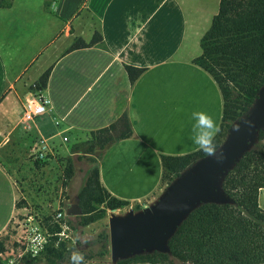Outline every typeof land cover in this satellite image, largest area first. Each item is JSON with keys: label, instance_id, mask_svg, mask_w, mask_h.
I'll return each instance as SVG.
<instances>
[{"label": "crops", "instance_id": "obj_1", "mask_svg": "<svg viewBox=\"0 0 264 264\" xmlns=\"http://www.w3.org/2000/svg\"><path fill=\"white\" fill-rule=\"evenodd\" d=\"M217 8L218 0H11L0 7V236L17 212L14 163L39 141L77 144L121 115L129 133L99 151V185L130 205L162 193L160 158L197 151L192 113L220 123L217 85L192 63ZM95 33L97 42L68 50ZM127 67L139 70L133 80ZM46 70L47 109L25 126L21 104ZM257 206L264 213V189Z\"/></svg>", "mask_w": 264, "mask_h": 264}, {"label": "trees", "instance_id": "obj_2", "mask_svg": "<svg viewBox=\"0 0 264 264\" xmlns=\"http://www.w3.org/2000/svg\"><path fill=\"white\" fill-rule=\"evenodd\" d=\"M10 1L6 0L5 4L0 0V7ZM98 40L96 33L88 44L75 39L68 50L86 47ZM199 48L200 53L192 63L211 77L221 96V131L215 140L219 146L229 125L248 110L264 83V0H218L217 12L200 37ZM126 72L133 80L139 70L127 67ZM47 75L48 70L28 90L40 92ZM128 133L126 118L121 115L109 126L90 132L87 152L101 151ZM256 139L258 144L245 151L221 179L220 188L230 199L229 203L196 206L167 240L168 253L153 252L134 260L147 264H264V213L257 206L258 191L264 189V128L257 131ZM204 156L201 151L177 157L162 156L163 181H170ZM45 163L46 158L33 161L36 168ZM70 175V160L66 159L63 186ZM76 197L81 215L71 219L77 228L101 219L105 210L127 205L126 201L110 197L103 190L96 167L90 170ZM58 230L57 225L48 228L51 233ZM91 243L97 246L95 256L106 254V234L100 233ZM45 249L52 250L48 245ZM3 251L0 239V254Z\"/></svg>", "mask_w": 264, "mask_h": 264}, {"label": "rangeland", "instance_id": "obj_3", "mask_svg": "<svg viewBox=\"0 0 264 264\" xmlns=\"http://www.w3.org/2000/svg\"><path fill=\"white\" fill-rule=\"evenodd\" d=\"M3 3L6 4V0H3ZM23 130L25 131L27 128H23ZM225 136L226 133L221 143ZM87 140L89 138L77 144L65 143L60 149L50 146V150L45 154L46 163L37 168L33 164L37 149L34 144L27 152L26 158L14 163L17 170V173H14L18 194L17 212L0 236L4 244V251L0 256L2 264H68L71 252L76 248L84 252L85 259L88 255L92 256L91 259H86L89 264H147L137 262L134 258L139 255L151 254L154 251H143L140 254L111 261L108 250L103 256H95L97 246L91 241L100 233L108 235L107 221L111 215L121 216L128 210L140 211L152 205L161 192L141 203L131 205L127 203L126 206L113 209L112 212L105 210L101 219L82 228L74 227L71 217H67L63 213L69 205L71 197L76 196L82 188L90 170L96 167L99 151L95 149L87 152L89 147L86 143ZM256 144H258L257 139L249 148ZM66 159L70 160L71 175L63 186ZM173 179L174 177L170 181L165 179L163 181L164 188L161 191ZM57 213L61 214L59 218L56 217ZM28 220L29 224H27ZM32 223L42 227L49 235L44 246L35 255L26 251L24 242H22L26 226H29L30 229ZM53 225H57L58 232L48 231V228L52 229ZM47 245L52 250L47 251L45 249ZM163 253H168V251ZM60 258L64 259L60 261ZM174 264L179 263L174 262Z\"/></svg>", "mask_w": 264, "mask_h": 264}, {"label": "water", "instance_id": "obj_4", "mask_svg": "<svg viewBox=\"0 0 264 264\" xmlns=\"http://www.w3.org/2000/svg\"><path fill=\"white\" fill-rule=\"evenodd\" d=\"M249 122L252 127L248 126ZM236 125H239L238 132L233 131ZM263 128L264 83L248 110L227 128L225 139L218 146L226 156L222 164L207 156L199 158L175 176L152 205L108 218L111 261L143 251L166 252L167 240L192 209L202 203H229L230 199L221 191V179L256 140L257 131ZM77 202V197L72 196L64 209L65 216L81 215Z\"/></svg>", "mask_w": 264, "mask_h": 264}, {"label": "clouds", "instance_id": "obj_5", "mask_svg": "<svg viewBox=\"0 0 264 264\" xmlns=\"http://www.w3.org/2000/svg\"><path fill=\"white\" fill-rule=\"evenodd\" d=\"M192 120L194 123L191 127V138L196 150L203 152L207 157L213 158L217 164H222L226 156L215 143L216 136L221 131L216 120L205 111H194ZM248 126L252 127L253 125L249 122ZM233 131L238 132L239 125L234 126ZM70 264H89V262L85 259L84 252L76 248L71 252Z\"/></svg>", "mask_w": 264, "mask_h": 264}, {"label": "built area", "instance_id": "obj_6", "mask_svg": "<svg viewBox=\"0 0 264 264\" xmlns=\"http://www.w3.org/2000/svg\"><path fill=\"white\" fill-rule=\"evenodd\" d=\"M47 109V102L42 97L39 91L27 93L26 98L23 100L21 104V115L23 125L26 126L27 123L32 122L37 117H40ZM50 149L48 145L42 141L38 142L35 159L43 160L45 158L46 152ZM61 216L60 213L56 214V217L59 218ZM29 224V220L27 221ZM32 227L29 229V226H26L23 237L25 250L30 252L31 255H35L46 243L48 238V234L46 230L39 225L31 224ZM2 254V253H1ZM0 254V256H1Z\"/></svg>", "mask_w": 264, "mask_h": 264}]
</instances>
